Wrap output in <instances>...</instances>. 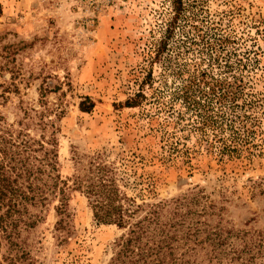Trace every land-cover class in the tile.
<instances>
[{
  "label": "rangeland",
  "instance_id": "rangeland-1",
  "mask_svg": "<svg viewBox=\"0 0 264 264\" xmlns=\"http://www.w3.org/2000/svg\"><path fill=\"white\" fill-rule=\"evenodd\" d=\"M184 1L0 0V112L33 126L25 110H65L71 232L59 242L55 199L28 232L35 264H107L123 232L73 187L77 155L122 157L151 196L198 193L228 226L264 233V0ZM211 77L237 98L220 102Z\"/></svg>",
  "mask_w": 264,
  "mask_h": 264
},
{
  "label": "trees",
  "instance_id": "trees-1",
  "mask_svg": "<svg viewBox=\"0 0 264 264\" xmlns=\"http://www.w3.org/2000/svg\"><path fill=\"white\" fill-rule=\"evenodd\" d=\"M173 5L179 13L185 1L173 0ZM211 78L221 88L220 102L237 98L228 89L230 82ZM195 102L206 106L203 99ZM94 106L89 95L79 103L86 112ZM32 110L33 115L24 113L33 126L22 119L9 122L0 112V264H35L28 232L43 221L55 199L59 242L71 232L56 121L65 110L50 106ZM75 163L70 180L86 196L95 221L123 229L107 264H256L264 257L262 231L228 226L212 203H201L198 193L157 199L151 196L152 183L131 179L137 173L119 156L109 160L101 153L77 155ZM131 186L138 188L139 195L129 194Z\"/></svg>",
  "mask_w": 264,
  "mask_h": 264
}]
</instances>
